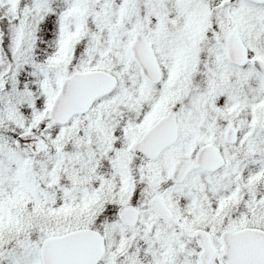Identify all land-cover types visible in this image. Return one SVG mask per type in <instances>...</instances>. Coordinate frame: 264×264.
Instances as JSON below:
<instances>
[{"label": "snow or ice", "instance_id": "obj_1", "mask_svg": "<svg viewBox=\"0 0 264 264\" xmlns=\"http://www.w3.org/2000/svg\"><path fill=\"white\" fill-rule=\"evenodd\" d=\"M0 264H264V0H0Z\"/></svg>", "mask_w": 264, "mask_h": 264}]
</instances>
